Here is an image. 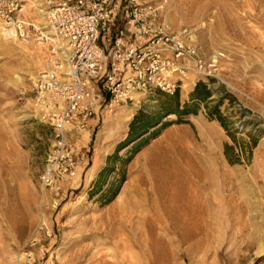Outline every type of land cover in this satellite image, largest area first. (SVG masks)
Wrapping results in <instances>:
<instances>
[{
    "label": "rangeland",
    "instance_id": "374dc122",
    "mask_svg": "<svg viewBox=\"0 0 264 264\" xmlns=\"http://www.w3.org/2000/svg\"><path fill=\"white\" fill-rule=\"evenodd\" d=\"M26 2L28 16L43 23L46 0ZM118 4L122 22L138 7L152 15L157 27L184 34L208 63L217 61L209 107L215 111L219 106L226 128L205 106L183 119L170 114L177 101L159 91L138 95L112 112L102 103L86 130L70 134L76 168L57 199L41 182L53 129L36 118L28 95L35 77L53 59L52 44L39 43L37 35L7 40L6 46L0 42V264H264V0ZM199 80L207 81L190 72L181 83V108L191 101ZM129 114L131 119L125 120ZM140 114L161 119L165 126L130 143L131 123ZM207 131L216 137V152L210 165L194 166L189 159L208 154ZM172 133L184 142L168 146ZM162 153L177 161L175 173L210 168L212 185L210 201L203 202L209 214L196 239H174L163 228L168 223H154L155 237L166 246L159 255L147 245L146 223L139 225L142 232L134 230L136 223L124 236L111 231L130 210L126 190L141 174L151 178L146 157ZM150 185L142 188L155 192L152 179ZM116 204L122 217L114 220Z\"/></svg>",
    "mask_w": 264,
    "mask_h": 264
},
{
    "label": "built area",
    "instance_id": "2783aa9c",
    "mask_svg": "<svg viewBox=\"0 0 264 264\" xmlns=\"http://www.w3.org/2000/svg\"><path fill=\"white\" fill-rule=\"evenodd\" d=\"M118 2L46 0L40 23L26 0H0V28L52 44L53 59L28 95L36 118L53 129L41 182L57 199L76 168L70 134L86 130L102 103L112 112L136 95L174 96L190 72L206 79L219 72L216 60L208 63L184 34L157 27L150 13L135 7L122 22Z\"/></svg>",
    "mask_w": 264,
    "mask_h": 264
},
{
    "label": "bare ground",
    "instance_id": "6f19581e",
    "mask_svg": "<svg viewBox=\"0 0 264 264\" xmlns=\"http://www.w3.org/2000/svg\"><path fill=\"white\" fill-rule=\"evenodd\" d=\"M41 12L44 22V6ZM0 35L3 37L0 39V42L5 46V42L7 40L16 38V36L11 31L3 28H0ZM50 39L52 42H54L53 38ZM137 96L138 95L135 96V100ZM131 117L132 114H129L127 115V118L125 120L129 121ZM125 120L120 121V124L124 123ZM207 132L204 137V141L206 143L204 147L206 149V152L208 153V156L206 155L202 158L200 157L197 159H189V163L191 164L193 162L194 166L203 163H206V165H210V158L216 152L217 148L215 149L213 147V139L216 137H213L211 133ZM165 142L168 144V146H171L175 145L176 142L184 141L182 137H180L176 133H172L168 136V138H166ZM165 153L167 154L168 150H166ZM164 154L162 153L160 155H154L153 157L151 156V154H149L146 157V165L150 166L151 178L146 173L141 174L133 184V186L126 190L128 196L132 199L130 210L124 213L125 217L122 219L123 222H120L121 220L119 221L120 227H118V229L114 231H111L113 232L112 235H116L117 237L118 235L124 236L125 232L131 230L128 229V226L132 225V223L133 225L134 223H136V226L134 225V230L136 232H142V229L139 228V225L146 223L149 229L150 236V240L147 245H149L153 252L159 253V255L166 252V246H164L161 240L155 237L156 226L154 223L161 225H165L168 223L169 227L163 228L166 229L169 234H172L174 239L188 242L189 240L191 241V239H196L197 235L201 233V231H203L200 229V224L205 221V216L209 214V211L203 204V202L210 201V192L208 194V191L210 189V185H212L210 184L212 180L210 168L206 167L205 170L201 169L199 172H191V174L188 172L187 175L182 174L178 170H176L177 172L175 173L172 170V167H176L175 165L177 164V161ZM151 179L155 186V192L151 189L145 190L142 188V185H150ZM158 182H161V184H164V186L159 183V186L161 187L160 188L158 186ZM112 214L115 215L114 220L119 218L118 215L120 216L121 212L120 207H118L117 204L113 207ZM145 214H147L148 217L145 218ZM112 219L113 218H111V221ZM111 221L110 223H112Z\"/></svg>",
    "mask_w": 264,
    "mask_h": 264
},
{
    "label": "trees",
    "instance_id": "16d2710c",
    "mask_svg": "<svg viewBox=\"0 0 264 264\" xmlns=\"http://www.w3.org/2000/svg\"><path fill=\"white\" fill-rule=\"evenodd\" d=\"M213 79H207V81L199 80L195 86V89L191 95V101L185 104L184 107H180L178 102L179 92L178 91L174 96L170 97V101H177L176 110L174 112H169L170 114L178 116L180 119L188 116H196L198 114V110L201 106H205L209 110V116L211 118H216L225 128L226 124L224 119L222 118L220 112L218 111L219 106L215 107V111H211L209 107V103L211 98L213 97V90L210 87V81ZM169 109V108H168ZM167 113L168 110L166 109ZM168 114V115H170ZM163 120L154 119V117H147L144 114H140L135 117V119L131 123V131L129 142H135L138 138L144 136L149 132V130L156 128L158 126L163 127L165 124H162ZM232 150L231 147H226V155L231 163L235 161L229 158V151Z\"/></svg>",
    "mask_w": 264,
    "mask_h": 264
}]
</instances>
